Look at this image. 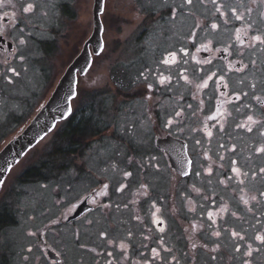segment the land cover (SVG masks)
I'll use <instances>...</instances> for the list:
<instances>
[{"label": "flooded vegetation", "instance_id": "obj_1", "mask_svg": "<svg viewBox=\"0 0 264 264\" xmlns=\"http://www.w3.org/2000/svg\"><path fill=\"white\" fill-rule=\"evenodd\" d=\"M50 3L54 6L52 8L54 14L51 16L52 23L48 29L45 27V24L46 26L49 24V21L45 23V13L47 16L48 14L44 7ZM89 3L90 0H3L0 3V99L13 101L15 105H18L22 99L26 100V104L34 102L39 105L44 102L52 91L48 80L45 86L42 84L43 93H40V101L37 102L34 101V88H29V95L21 97L15 92L7 95L5 88L6 86L10 87L14 82L27 85L29 82L27 73L30 67L26 63V58L29 55L31 57L36 54L42 57L52 53L53 44L50 45L48 41L51 42L52 39H55L60 28L59 17L68 19L65 29L74 32L76 36H80L84 29L88 30L86 34L92 33L93 0L92 3ZM218 3L220 2L217 0L215 4L212 1L210 4L205 3L204 7L200 6L198 12L203 11L206 15L195 12L197 14L191 16L190 21L183 29L182 43L176 51H173L176 54L175 63L164 64L160 60L153 69L140 70L141 75H144L145 81L143 82L145 84L125 89L119 76L123 72H130L129 65H125L132 61L126 57L109 68L110 76L117 81L118 89L124 91V96L140 98L148 95L150 98L147 103L151 107H147V109H153L154 113L151 114V118L160 130L153 131V157L150 160L145 159L140 165L144 170L142 175H154V182L148 183L146 179L145 183L138 186L139 189L130 192V199L123 201L125 194L130 191L129 186L133 184L134 179L139 181L134 173L125 176V173H128L125 172L121 176V181L115 186H112L110 180L104 179L98 184V187L90 188L78 201H74L64 210L59 211L58 215L50 216L46 220L48 222H43L44 227L68 228L66 235L68 238L63 235L64 239L61 244L50 242V246L44 247L45 258L49 264H66L63 261L65 257L61 252L60 245L65 247L72 233L75 243L72 253L77 255L76 263L73 264H90L91 258L89 257L96 258L91 264H127V262L129 264H159L160 256H168L167 264H200L202 256H206L208 260L213 258L212 251L215 250V246L219 242H216V237L213 238L212 244L211 241L209 242L204 227L206 224L200 219L203 217L201 214L198 215V218L192 217L197 207L194 202L197 203V201L194 199L192 201L190 198L200 197L203 199L201 203L209 207V211L204 215L206 221L211 222L213 227L210 234L216 236L215 233L222 226L226 209L216 199L217 194L215 195L213 191L214 187H221L226 189L227 193H231L228 191L229 183L227 181L229 178L240 183L242 177H246L248 174L247 167H244L245 163L239 161L235 156V147H231L233 142L229 141L228 135L237 133L236 136L242 135L237 138L249 139L248 147L255 143L254 154L257 156L260 154L257 149L264 147V135H261L264 132V84L259 85L257 77V74L264 75L262 74L264 73V44L252 40L253 36L264 38V32H253L251 23L243 18L245 14H236L234 11L226 12L223 4ZM248 3L254 8L253 11L260 8V15L264 21V0H248ZM29 4L33 5V9L25 12L24 8ZM218 7L220 8L219 12L217 11ZM174 10L175 15L181 11L180 9ZM252 10L247 16L253 14ZM83 11H89L91 18V23L87 28L80 18ZM56 13L58 16L55 18ZM171 14L173 15V12ZM236 16H240V19H236ZM213 23L217 25L216 29L211 27ZM83 26L84 29H82ZM262 31H264V24ZM102 33L103 29L101 36ZM137 37L136 42L142 39ZM78 42L77 39L76 43ZM117 43L119 42L117 41L116 45ZM103 48L104 40L103 47L101 46L98 53L94 54V50L89 46L91 51L90 67L95 56L101 54ZM116 48L117 46L112 51ZM168 55L163 56V60ZM40 62L42 63V60ZM143 68L146 66L143 65ZM9 69H14L16 74H13ZM44 70L41 67L42 77L45 75ZM149 74L153 79L157 76L156 80L149 81L147 79ZM161 75L168 77L167 82H160ZM210 76L212 78L208 79ZM204 81H207V87L198 89L197 85L203 84ZM173 85L180 86L182 91L176 97L171 96L170 91ZM36 105L35 110L38 108ZM7 113L8 110H5L4 116ZM19 115L20 111H12L9 118L13 119L15 116L20 118ZM31 116L32 113L28 117ZM249 116L253 118L252 121H248ZM209 117L215 118L209 119ZM169 121L172 123L169 124ZM176 125L178 128H174ZM239 125H244V127H239ZM248 127L252 128L251 132L247 130ZM209 132L211 135L208 134ZM86 134H96V130L87 128L84 131V135ZM8 135L7 139L12 136L9 133ZM223 140L228 143L227 147L223 145ZM1 147L3 145L0 146V149ZM211 151L216 155L212 156ZM219 152H227L229 157L224 159L223 153ZM132 154H126V157L129 158ZM158 156L165 161V168L156 160ZM153 160H155V165H149V162ZM233 161L236 162L235 165ZM15 165L16 163L11 169ZM233 167L240 170L239 175L232 171ZM11 169L7 173L4 183ZM26 175H28L27 171H24L22 176ZM122 185L123 187H121ZM177 187L180 190H177ZM169 190L173 199L176 197V192L180 193L179 195L182 197H190L186 201L185 210L189 213V221H194L189 222L188 227L189 231L194 233L192 235L197 238V242L191 238L187 250L180 251L175 246L166 243L164 239L169 233V222L174 219L177 224L179 220L183 219L181 211L173 217L174 212L181 206L180 202H173V204L170 202V196L165 192ZM160 192L162 193L159 194ZM99 193L104 194L100 195ZM152 197L157 199L158 211L151 203ZM241 198L245 202L249 195L244 198L241 196ZM233 202L235 201L233 200ZM199 205L201 204L199 203ZM186 212L184 211V213ZM11 213L9 215L13 216ZM209 213L213 214L211 218H209ZM127 214L130 215L132 226L142 230L141 239L133 240L130 237L125 240L117 239L114 252L103 249L107 232L116 226L120 230L121 226L126 224ZM9 220L10 218L6 223ZM13 223H15V219L12 218L7 225ZM95 228L101 232L92 231ZM134 228H132V234L135 236L138 230ZM61 230L55 229L54 233L62 235ZM81 230L89 235H84L86 239L78 237ZM47 237H49L48 234L42 237L44 243ZM107 244L111 246L112 242L107 241ZM189 245L201 246L202 254L200 252L197 259H191L190 254H194V249L188 247ZM153 249L156 250L155 253ZM131 252L136 253L131 255ZM247 252H244L242 264L245 262L247 264L254 262L263 264L261 260L255 261L257 256L254 262L250 263L251 255L253 252L258 255V249L253 250L250 257L246 255ZM79 253H83V255L81 256ZM131 256H135V258ZM102 258L104 260L100 261ZM71 262L70 260L68 264Z\"/></svg>", "mask_w": 264, "mask_h": 264}, {"label": "rangeland", "instance_id": "obj_2", "mask_svg": "<svg viewBox=\"0 0 264 264\" xmlns=\"http://www.w3.org/2000/svg\"><path fill=\"white\" fill-rule=\"evenodd\" d=\"M210 1L212 0H192L189 5L185 4V0H105L103 2L104 6H102L103 10L99 18L103 28L101 46L103 47L104 40V50L95 56L87 73L85 72L81 78L76 80V82L78 81L75 90L77 95L71 102L72 112L68 117L75 122L80 119L79 122L87 123L88 129H95L96 134H86L80 141H78L79 137L74 138L75 141H78L73 147L75 152L67 153L64 156L59 155L64 159L59 160L58 154H53L50 147L56 141L58 143L63 141V138L54 137L56 130H60V133L65 128L66 124L61 120L55 124L54 129L45 135V138L29 148L11 169L0 190V217L10 218L7 223L0 224V264H49L45 258L44 247L50 246V242L61 244L64 236L67 237L68 228L63 229L59 226L47 228L46 226V229L43 222L52 215H58L59 211L64 210L74 201H78L90 188L98 187L102 180H110L112 186H115L121 181V176L125 172L134 173L139 181L134 179L133 184L129 186L130 191L125 194L123 201L130 199V192L139 189L138 186L145 183L146 179L148 183L154 182V175H142L144 170L140 165L145 159L150 160L153 157V131L160 130L151 118V114L154 113L153 109H147V107H151L147 103L150 98L148 95L140 98L124 96V91L118 89L117 81L110 76L109 68L126 57L132 61L125 65H129L130 72L126 70L128 73L123 72L119 76L125 89L145 84L143 82L145 78L144 75H141V71L153 69L160 60L163 61V56L177 50L184 38L183 29L190 21L191 16L197 13L206 15L203 11H198L200 6L204 7L205 3L210 4ZM217 1L220 2L218 4H223L226 12L234 11L236 14H245L243 18L251 23L253 32H264L262 31L264 21H262L259 7L253 11L254 8L250 6L248 0ZM44 8L47 9L48 14L47 16L44 11L45 23L49 21L45 27L49 29L54 6L50 3ZM174 9L181 11L173 16L171 13L175 11ZM250 10L253 11V14L247 16ZM57 16L56 13L55 18ZM80 18L87 28L91 23L89 11H83ZM58 20L60 28L58 32L56 31L57 33L55 32V39H52L51 42L48 41L50 45L53 44L52 53L42 57L36 54L31 57L29 55L26 58V63L30 67L27 73L29 82L27 85L14 82L10 87L6 86L7 95L14 92L19 97L29 95V88H34V101H40L43 86L49 82L50 88L53 89V85L63 74L66 66L81 51L83 46L81 44L85 41L84 39L90 36V32L89 35L86 34L88 30L83 26L82 34L76 36L74 32L65 29L68 19L59 17ZM137 36L142 39L136 42ZM77 39L78 43H76ZM117 41L119 43L116 45ZM116 46V50L112 51ZM143 65L146 68H143ZM41 67L45 69L43 77ZM38 71L40 72L38 73ZM158 73L160 72L158 71ZM151 74L147 79L149 81L156 80L157 76L153 79ZM257 75L259 85H263L264 75ZM86 92L88 95L85 94ZM170 92L173 97L182 93L178 85H173ZM8 101L0 99V146L8 140V133L11 135L17 133L36 112L34 102L26 104V100L22 99L18 105H15V102ZM36 106L39 107L38 104ZM76 107H78V111L73 113L77 110ZM5 110H8L6 116H4ZM12 111H20V118L15 116L10 119ZM31 113L32 116L28 117ZM174 128H178V126L176 125ZM236 135L237 133H230L228 138L233 142L231 147H235V156L239 161L245 163L244 167H247L248 174L246 177H242L240 183L229 178L227 181L229 183L228 191L231 193H227V190L221 187L215 186L216 189L214 187L213 191L215 195L217 194L216 199L226 209L222 226L217 231L220 233L219 236L210 234L213 227L211 222L206 221L204 215L209 211V207L201 203L202 198L195 197L194 194L195 198L182 197L179 195L180 193L176 192L175 201L171 191H165L170 196L169 200L172 204L180 202L181 207L174 212L173 217L180 211L183 216V219L179 220L177 224L174 219L169 222V233L164 237L166 243L181 251L187 250L191 238L197 242V238L192 235L194 233L190 232L188 227L189 222H194L193 220L189 221V213L185 210L186 201L189 198L197 201V203L194 202L197 207L192 217L198 218L200 214L203 216L200 219L206 224L204 227L209 242L211 241L212 244L214 237H216V242H219L215 246V250L212 251L213 258L208 260L206 256H202L200 264H223V261L225 264H242L244 252L249 251V245H251V252L258 249V255H255L254 252L251 257L248 255L250 263L254 262L257 256L255 261L261 260L264 264V243L255 238L257 235L264 236V195H262L264 193V173L260 171L264 168V152H260L258 156L255 155L256 144L248 147L249 139L241 140L237 137H242V135ZM223 145L227 147L228 143L223 140ZM128 153L133 154L127 158L126 154ZM219 153H223L224 159L229 157L227 152ZM211 154L212 156L216 155L213 151ZM156 160L165 168V161L162 157L158 156ZM149 165H155V160L150 161ZM60 166L61 168H59ZM31 168L36 171L35 175L22 176L24 171ZM59 169L61 171H58ZM177 190L180 188L177 187ZM247 195L249 198L245 202L241 200V196L244 198ZM152 200L153 207L158 211L157 199L152 197ZM10 212L13 216L9 215ZM129 216V214L126 215V224L122 225L120 230L116 226L107 232L103 249L114 252L117 239L125 240L128 237L133 240L141 239L142 230L132 226ZM12 218L15 219V223L7 225ZM5 224L6 226H4ZM132 228L138 230L135 236L132 234ZM55 229H62V235L54 233ZM92 231L101 232L96 228ZM233 232L239 233L244 239L234 238ZM45 234H48L49 237L44 243L42 237ZM84 235L89 236L87 232L81 230L78 237L82 239ZM107 241H111L112 245L109 246ZM165 242L164 245H166ZM74 244L72 233L67 245L65 247L60 245L61 252L65 257L63 261L66 264L70 260L71 264L76 263L77 255L72 253ZM188 247L194 249V254H190L191 259H197L200 252L202 254L201 246L189 245ZM136 252H131V255ZM79 254L83 255V253ZM131 257L135 258V256ZM89 258H91V263L96 259L95 257ZM167 258L168 256H160L159 264H167Z\"/></svg>", "mask_w": 264, "mask_h": 264}, {"label": "water", "instance_id": "obj_3", "mask_svg": "<svg viewBox=\"0 0 264 264\" xmlns=\"http://www.w3.org/2000/svg\"><path fill=\"white\" fill-rule=\"evenodd\" d=\"M104 0H93V31L84 41L81 51L66 66L63 74L56 81L49 97L39 105L32 118L24 124L17 133L0 149V180H4L9 168L19 161L21 157L55 128V124L65 119L71 112V99L76 96L77 75L85 74L91 64V51L99 52L101 47V21L99 14L103 9ZM74 94V95H73ZM1 188V185H0Z\"/></svg>", "mask_w": 264, "mask_h": 264}, {"label": "snow or ice", "instance_id": "obj_4", "mask_svg": "<svg viewBox=\"0 0 264 264\" xmlns=\"http://www.w3.org/2000/svg\"><path fill=\"white\" fill-rule=\"evenodd\" d=\"M3 2V0H0V3H2ZM185 3H187V4H191L192 3V0H185ZM212 3H216V0H212ZM33 9V5L32 4H29L26 8H24V11L25 12H29V11H31ZM217 11L219 12L220 11V8L218 7L217 8ZM223 14V13H222ZM175 15V11H173V16ZM236 19H240V16H236ZM211 27L213 28V29H216L217 28V25L215 24V23H213L212 25H211ZM238 32H239V30H237ZM252 40L253 41H258L259 43H261V44H264V38H262L261 36H253L252 37ZM21 43H23V41H21ZM204 47H206V46H204ZM175 61H176V54L173 52V53H169V55L167 56V57H165L164 58V60L162 61L164 64H172V63H175ZM9 71H11V72H13V74H16L15 73V70L14 69H9ZM212 77L210 76L208 79H211ZM185 79H187V77H185ZM167 80H168V77H165V76H163V75H161L160 76V82L161 83H165V82H167ZM149 87L151 88V85H149ZM204 87H207V81H204V83L203 84H199V85H197V88L198 89H200V88H204ZM74 95V94H73ZM237 99H239V97H237ZM69 111H71V109L69 108ZM218 114H219V110H218ZM177 115H179V113H177ZM215 117H209V119H214ZM253 120V118L251 117V116H249L248 117V121H252ZM172 123V121H169V124H171ZM239 127H244V125H239ZM249 132H251L252 131V128L251 127H248V129H247ZM209 135H211V133L209 132L208 133ZM261 135H264V132H262L261 133ZM257 152H264V147H262V148H258L257 149ZM235 161H233V164L235 165ZM210 171V170H209ZM232 171L234 172V173H236L237 175H239L240 174V170L238 169V168H236V167H233V169H232ZM262 173H264V168H262L261 170H260ZM128 175H130V173H125V176H128ZM222 183H223V181H221ZM4 182L2 181V180H0V185H2ZM121 187H123V185L121 186ZM105 188H107V185H105ZM100 195H103L104 193H99ZM262 195H264V193H262ZM253 199H255L254 197H253ZM212 213H209V218H211L212 217ZM217 236H219V232H217V233H215ZM232 236L234 237V238H236V237H239V239H244V237L243 236H240L239 235V233H237V232H233L232 233ZM256 240L257 241H260L261 243H264V236H262V235H257L256 237ZM121 247H123V245H121ZM237 251H239V248H237ZM153 252L155 253L156 252V250L155 249H153ZM246 255H251V245H249V251L246 253ZM245 264H247V262H245Z\"/></svg>", "mask_w": 264, "mask_h": 264}, {"label": "trees", "instance_id": "obj_5", "mask_svg": "<svg viewBox=\"0 0 264 264\" xmlns=\"http://www.w3.org/2000/svg\"><path fill=\"white\" fill-rule=\"evenodd\" d=\"M85 94L88 95V93L86 92ZM77 110H75L76 113L78 111V107H76ZM80 120V119H79ZM79 120H77L76 122L73 121L72 119H66L64 120V124L65 128L62 129V131L59 133V131L56 130V132L54 133V137H59V138H63L62 142H55L52 144V146L50 148H52V153L57 155L58 159H63L62 157H59V155H66L67 153H72L75 152V149L73 148L75 145V142H78L80 140H82L85 136H84V131L88 128L89 125H87V123L85 122H79ZM81 121V120H80ZM83 123V124H82ZM55 137V138H56ZM79 137L78 141H75L74 138ZM36 171L33 170V168L28 169L27 174L29 176L31 175H35ZM7 217H0V224L5 223L6 222Z\"/></svg>", "mask_w": 264, "mask_h": 264}, {"label": "bare ground", "instance_id": "obj_6", "mask_svg": "<svg viewBox=\"0 0 264 264\" xmlns=\"http://www.w3.org/2000/svg\"><path fill=\"white\" fill-rule=\"evenodd\" d=\"M92 7H93V3H92ZM92 17H93V8H92ZM93 19V18H92Z\"/></svg>", "mask_w": 264, "mask_h": 264}]
</instances>
